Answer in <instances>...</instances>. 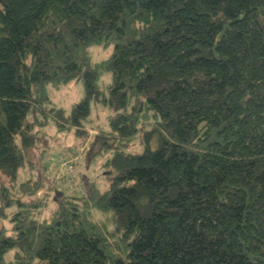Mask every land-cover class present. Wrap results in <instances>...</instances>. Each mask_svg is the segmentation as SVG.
<instances>
[{
  "label": "trees",
  "instance_id": "1",
  "mask_svg": "<svg viewBox=\"0 0 264 264\" xmlns=\"http://www.w3.org/2000/svg\"><path fill=\"white\" fill-rule=\"evenodd\" d=\"M94 102L109 181L46 209L25 153ZM0 264H264V0H0Z\"/></svg>",
  "mask_w": 264,
  "mask_h": 264
},
{
  "label": "rangeland",
  "instance_id": "2",
  "mask_svg": "<svg viewBox=\"0 0 264 264\" xmlns=\"http://www.w3.org/2000/svg\"><path fill=\"white\" fill-rule=\"evenodd\" d=\"M112 52V47L92 45L89 56L92 62L107 59ZM109 72L102 73L97 81L99 89H104L112 83ZM47 96L50 103L61 108L68 114L72 107L80 102L85 95L81 81H72L68 84L47 85ZM111 111L102 103H91L90 114L83 123L87 135L83 139L76 138L70 132H56L54 121L48 118L49 127L46 129L48 145H37L25 153V160L31 163L32 168L26 171L31 179L32 189L37 185V196L45 197V208L59 199L62 193H72L86 197L92 187L102 190L109 181V170L104 166L106 160L112 157L114 145H105L101 140L91 144L101 131L107 130L108 119ZM140 133L136 135L129 145H123L122 150L127 153L140 154L143 145L139 143ZM4 183L6 179L1 178ZM22 178H18V183ZM32 181H36L33 183ZM54 205V204H53ZM96 220L104 217L94 212Z\"/></svg>",
  "mask_w": 264,
  "mask_h": 264
}]
</instances>
